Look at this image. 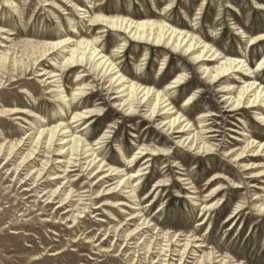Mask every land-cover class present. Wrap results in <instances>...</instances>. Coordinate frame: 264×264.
I'll list each match as a JSON object with an SVG mask.
<instances>
[{"label": "rangeland", "instance_id": "obj_1", "mask_svg": "<svg viewBox=\"0 0 264 264\" xmlns=\"http://www.w3.org/2000/svg\"><path fill=\"white\" fill-rule=\"evenodd\" d=\"M7 1L0 0V27L7 31L0 35V42L3 41L0 43V48L4 46L1 48L4 52L13 45L14 50L11 54L18 53V61L22 59L25 61L30 56L32 52L30 42L42 43L45 40L54 41L69 36L71 29L68 19L70 18L80 31L75 38L91 40L100 38V47L107 55H113L115 49L127 41L125 52L121 56H115V59L122 71L136 81L156 84L159 88L165 89L179 74L184 73L187 76V84L172 91L171 100L180 109L184 107L189 94L200 92L196 103L185 109L193 121H197L199 114L205 109L216 114L214 124L220 127L223 133L222 137L212 144L222 147L212 155H199L186 148H178L174 140L164 135L156 123H149L141 116L126 118L124 114L116 112L112 108L111 97L106 96L102 86H98L99 83L95 92H91L92 94L85 100L93 105L102 103L104 115L91 122L92 126L87 130L83 131L84 126H81L76 131L82 130L81 134L89 135L91 143H94L110 124H114V137L109 147L102 149V154L106 158L123 162V165H128L129 158L137 151L140 144L163 146L168 149L172 158L167 160L156 157L150 165L149 174L143 180V189L140 193L141 208L148 217L161 228L174 227L175 231L194 232L201 240L206 241L207 248H203L204 251L215 250L216 253L219 252L230 258L233 264H264V213L260 214L255 209L256 205L261 206L264 200V191L260 190V187H264V179H251L249 172H244L226 154L238 143L236 141L238 135L233 130L246 129L264 136V126L256 121L255 113L251 110L241 111L239 115L228 112L219 93L220 86L210 85L199 69L190 65L183 55H174L164 48L130 42L124 34L112 32L107 28H105L106 32L101 33L102 26L89 27L88 20L81 19L82 15L70 7V2H73L83 9L91 7L90 11L93 12H97L96 8H104L105 15L126 16L136 21L166 19L171 25L180 29L197 31L205 39L216 44L221 51L240 54L244 61H247L246 65L249 64V68L255 72L257 63L264 57V41L253 44L254 40L252 41L251 38L264 34V0L233 1L237 8L235 12L230 11L228 3H223L222 0H94L91 3L88 0H11L15 3V9L20 12L10 8ZM240 27L245 31V38L236 35V30ZM7 37L9 41L5 40ZM51 62L50 58H47L39 67L36 66V69L23 76L16 73L12 74L14 76L12 78L11 73L5 72L3 82L0 83V109L28 108L56 123L59 116H54L55 112H58L54 103L55 98L47 94L48 90L39 83L36 73L42 68H50ZM76 72L70 70L64 75V85L70 91L76 88L73 83ZM258 77L264 84V71H261ZM13 81L16 82L12 83ZM87 81H93V77H87ZM26 90L31 95L21 93ZM79 109L80 105L76 103L67 107L65 109L67 120L72 119ZM12 118L0 119V144L5 143L6 140H18L29 131L28 124L11 120ZM134 134L141 140L133 138ZM119 145L125 147L126 157L119 151ZM26 149L27 147L23 148L24 151ZM253 159L259 161L263 158ZM8 161L6 157H0V264H126L130 258L142 260L145 258L141 251L136 255L133 245L126 248L124 239H120L121 241L116 244L119 238L112 233L110 238L106 235L108 229L113 226L118 227L122 221H126V215L120 210L113 224L105 209L98 211L92 209L90 212L95 211V214L78 220L80 222L78 231L85 232V235L90 232V235L96 236L95 240L109 238L107 247L115 246L112 253L105 254L101 258L93 253L91 244H86L87 241L83 239L85 236L81 241L78 240L79 243L73 244L72 237L79 233L72 235L70 231L73 229H68L69 225L57 224L58 227L55 228L43 226L40 221L43 216L39 215L41 211H35L32 215L29 213L33 208L44 209L46 203L43 199L36 198L34 193L24 191V184L27 182L26 172L19 176L21 169L17 171L14 167L20 160L12 159L6 166ZM144 162L143 158L138 162V167ZM72 175L71 180H78L79 176H82L78 173ZM182 175H186L194 183L192 192L196 193L195 197L200 204L204 200H210L205 197L213 190L220 189L212 201L219 202V207L207 219L208 223L200 225L201 207L194 205L191 199H187L188 187L180 181ZM216 177L222 178L214 180ZM160 180H167V184L171 187L161 188L150 199H146L145 196L153 192L154 184ZM88 181L87 178L76 181V189L85 188L84 191H87ZM173 183L175 184L172 185ZM33 186V182H28L27 187H31L32 190ZM152 199L150 206L149 201ZM98 202L99 200L95 203ZM242 205L244 210L236 219L230 221L236 216L238 207ZM98 206L101 207L99 204L93 208ZM30 207L31 210H28ZM47 209L50 210L47 215H53L57 206ZM63 211L64 213L60 212L61 216L66 213L65 210ZM100 219L105 223L99 221ZM23 224L29 225L26 230L32 234L31 240L11 234V228L16 230V225ZM154 233L152 231L150 236ZM73 248L78 251L72 252ZM52 253L61 254L51 256ZM117 255L120 262H115ZM35 258L40 259L33 261ZM185 264H193V260Z\"/></svg>", "mask_w": 264, "mask_h": 264}, {"label": "bare ground", "instance_id": "obj_2", "mask_svg": "<svg viewBox=\"0 0 264 264\" xmlns=\"http://www.w3.org/2000/svg\"><path fill=\"white\" fill-rule=\"evenodd\" d=\"M92 1L94 0H88L89 3ZM222 1L228 3L230 11H237L236 5L232 2L238 0ZM6 3L10 8L15 9V3L11 0ZM70 3V7L82 15L81 19L88 20L89 27L102 26L101 33L106 32L105 28H107L112 32L124 34L130 42L153 48H164L174 55H183L190 65L199 69L210 85L220 86L219 93L228 112L239 115L241 111L251 110L255 113L256 121L264 126V84L258 77L261 71H264V57L257 63V70L253 72L240 54L221 51L216 44L205 39L197 31L180 29L171 25L166 19L136 21L126 16L105 15L104 8H96L97 12H93L90 11L91 7L83 9L80 5ZM15 10L20 12L18 9ZM68 21L71 29L69 36L54 41H41L42 43L30 42L32 52L25 61L24 59L18 61V53L11 54L14 50L13 45L4 52L1 50L4 46L0 48V83L3 82L5 72L23 76L36 69V66L39 67L45 59L50 58L52 61L50 68H42L36 73L39 83L48 90L47 94L55 98L54 103L58 112H55L54 116H59L56 123H52L51 119L41 117L38 112L28 108L0 109V119L13 117L11 120L23 121L29 125L28 133L22 138L15 141L6 140L5 143L0 144V157L10 160L6 166L12 159L20 160L14 167L17 171L21 169L19 176L26 172L27 182L24 184V191L34 193L36 198H41L46 203L44 209L34 210L33 208L29 215L35 211H41L39 215L43 218L40 221L45 227L55 228L58 227L57 224L69 225L68 229H73L70 231L72 235L79 233L72 237L73 244L79 243L85 236L83 239L87 241L86 244H91L93 253L99 258L115 250V246L107 247V241L112 233L119 238L116 244L121 241L120 239H124L126 248L133 245L136 255L141 251L145 256L143 260L130 258L126 264H185L189 260H193V264H233L230 258L219 252L216 253L215 250L204 251L203 248H207L206 241L201 240L194 232L175 231L174 227L161 228L141 208L140 193L143 189V180L149 174L150 165L156 157L167 158V160L172 158L168 149L163 146L140 144L137 151L129 158L128 165H123V162L106 158L102 154V149L108 148L114 137V124H110L94 143H91L89 135L81 134L92 126L91 122L104 115L102 103L93 105L85 100L92 94L91 92H95L98 86H102L106 96L111 97L112 108L116 112L124 114L126 118L141 116L149 123H156L164 135L174 140L178 148H186L199 155H212L222 147L212 144L222 137L223 133L221 128L214 124L216 114L205 109L199 114L197 121H193L185 107L195 104L200 97V92L195 91L189 94L184 107L180 109L175 106L170 96L172 91L187 84L188 79L184 73L173 78L165 89L159 88L156 84L136 81L122 71L115 59V56H121L125 52L128 46L127 41L117 47L113 55H107L100 47V38L94 40L75 38L80 31L74 21L70 18ZM5 33L7 31L0 27V35ZM236 35L245 38L243 28L237 29ZM5 40L9 41V37ZM251 40H254L253 44L264 41V34ZM70 70L77 71L73 81L76 88L71 91L65 87L63 81L65 73ZM87 77H93V81L88 82ZM14 82L16 81L12 83ZM21 93L31 95L27 90ZM74 103L80 105V109L76 111L72 119L67 120L65 109ZM81 126H84L83 131H76ZM233 132L238 135L236 140L238 145L236 144L233 149L226 152L227 156L244 172H249L251 179H264V136L246 129L233 130ZM132 136L138 141L141 140L135 134ZM137 140L134 142H138ZM25 147L27 149L24 151ZM124 148L123 145H119V151L126 157ZM41 153L42 156H40ZM257 157L263 159L259 161L253 159ZM143 158L145 162L138 167V162ZM38 163L40 166L37 167ZM73 173L82 174V176L80 175L78 180H71ZM86 178L89 180L88 190L76 189V181ZM221 178L216 177L214 180ZM180 181L188 187L186 188L187 199H191L194 205L201 207L202 223L200 225L208 223L207 219L219 207V202L212 201L220 189L213 190L205 197L210 200H204L200 204L195 197L196 193L192 192L194 183L191 179L182 175ZM28 182H33L32 190L31 187H27ZM167 182V180L156 182L153 192L148 193L145 196L146 199H150L161 188L170 186ZM260 190L264 191V187H260ZM97 200L99 202L95 203ZM152 201L153 199L149 201L150 206ZM99 204L101 207L93 208ZM52 206H57L55 214L47 215L50 211L47 208ZM92 209L95 211L105 209L111 224L118 218L116 215L118 210L124 213L127 219L122 221L120 226H113L106 231V235H109L107 240H95L96 236L90 235V232L85 235V232L78 231L80 223L78 220L95 214V211L90 212ZM255 209L263 214L264 200L261 206L256 205ZM28 210H31V207ZM63 210L66 213L61 216L60 212L64 213ZM237 210L236 216L230 221L240 215L244 206H239ZM99 221L105 223L104 220ZM15 227H17L16 230L11 228L12 235L24 236L26 240H31L32 234L26 230L29 228L28 224ZM152 231L155 233L150 236ZM54 235L57 234L54 233ZM71 251L78 250L73 248ZM61 253H52L51 256ZM195 255L200 256L191 258ZM38 259L40 258H35L33 261ZM115 259V262H120L119 255L115 256Z\"/></svg>", "mask_w": 264, "mask_h": 264}]
</instances>
